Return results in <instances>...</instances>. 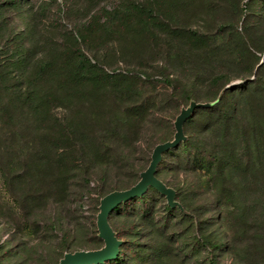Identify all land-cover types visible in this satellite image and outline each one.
Segmentation results:
<instances>
[{
    "label": "rangeland",
    "instance_id": "374dc122",
    "mask_svg": "<svg viewBox=\"0 0 264 264\" xmlns=\"http://www.w3.org/2000/svg\"><path fill=\"white\" fill-rule=\"evenodd\" d=\"M128 1L158 11L150 25L154 40L118 29L101 33L102 42L76 43L104 72L139 78L129 97L109 86L63 93L56 73L26 84L94 16ZM237 6L238 0H0V65L8 64L0 75L1 264H59L65 255L103 248L96 227L101 201L140 183L153 153L182 137L176 124L191 105L214 104L207 101L206 83L219 74L228 76V87L247 85L236 97L246 137L199 121L193 131L226 162L223 169L212 177L180 161L178 147L173 155L161 152L153 177L176 217L166 218L156 198L148 223L108 214L106 224L118 242L160 247L151 264H209V258L212 264H264V26L249 35L244 73L230 44L234 32L249 30ZM254 13L253 21H263L264 12ZM160 73L180 81L188 96L151 83ZM33 93L45 104L29 106L25 97ZM139 104L144 116L125 120L123 110ZM31 227L36 237H27Z\"/></svg>",
    "mask_w": 264,
    "mask_h": 264
},
{
    "label": "trees",
    "instance_id": "16d2710c",
    "mask_svg": "<svg viewBox=\"0 0 264 264\" xmlns=\"http://www.w3.org/2000/svg\"><path fill=\"white\" fill-rule=\"evenodd\" d=\"M237 7L242 17L243 25H248V31L250 33L247 31V33L241 36L234 32L235 35H230V44L236 55L239 67L244 73H247L251 58L248 44H252L249 35L253 29L259 30L261 28L260 25L264 26V19L259 22L253 21L254 17L257 16L254 10L259 9L261 12H264V0H238ZM157 17V10L141 2L128 1L117 4L111 10L103 9L99 16H94L87 26H84L81 33L79 32L74 37L73 42L65 46V49L61 53L51 54L49 61L47 60L46 63L40 66L33 73L31 79L26 81V84L32 86V80L42 81L47 76L56 73L58 76L57 85L63 93L78 96L86 89L98 91L109 86L119 96L129 97L133 93L139 78L132 74L123 75L119 72H104L95 60L93 61L81 53L76 41H80L83 45H89L90 40L96 39L102 42L104 40L101 36L103 37L104 34L101 33L114 35L118 29L128 34L144 36L150 40H154L156 36L153 34L150 25L155 22ZM169 17L170 20L174 21L173 14L170 13ZM250 26H253V28ZM97 33L98 35H96ZM191 37L194 38V44L198 47L203 46L200 38L195 33L192 32ZM7 65V63L0 65L1 76L4 75V70ZM150 81L151 83L161 84L162 86L171 88V90L177 91L185 97L188 96L185 95L186 92L182 88L183 84L178 80L169 78L167 74L160 73L157 75V78L150 77ZM229 83L230 80L226 74H219L208 80L206 83L207 101H215L214 104L210 108L195 107L190 111L189 115L180 125L182 139L175 146L163 151V156L173 155L172 149L178 147L177 149L183 154V157L179 158L175 156L180 161L211 173L212 177L218 175L226 162L218 157L214 151L206 150L203 143L197 138L196 132L193 130L199 121L206 128H215L225 135L232 136L234 130H236V133L246 137L245 132L241 130L237 120L238 99L236 97L247 89V85L236 84L227 87ZM225 87L227 88L224 89ZM25 101L34 109L45 104L42 101L40 93L27 95ZM145 112L146 108L139 104L126 107L122 113L125 120L131 121L141 119ZM196 115H199V117L202 115L204 118L196 120ZM152 189L154 188L148 186L139 196L115 205L110 211L109 216L116 217L124 214H132L142 222L151 221L154 211L151 203L158 198L162 200L161 212L164 213V216L168 218L173 214L176 217V208L171 206L169 202L166 201V203L164 201L166 200L165 194L157 190L154 192ZM24 225L28 227L26 223ZM24 231H29L30 234L27 237H36L37 233L35 228L31 227ZM121 233L122 236H125V233H127L126 235H130L129 231ZM137 235L139 234L135 233V236ZM98 242L100 243V241ZM160 253H162L160 247L155 248L150 244L147 246L130 240L119 241L116 256L102 264H151V260H154ZM209 264H212V258H209Z\"/></svg>",
    "mask_w": 264,
    "mask_h": 264
},
{
    "label": "water",
    "instance_id": "95a60500",
    "mask_svg": "<svg viewBox=\"0 0 264 264\" xmlns=\"http://www.w3.org/2000/svg\"><path fill=\"white\" fill-rule=\"evenodd\" d=\"M228 87V86H227ZM225 87L224 89H226ZM199 105H191L190 110L187 111L186 114L182 115L176 124L177 131L180 136V125L182 121L188 116V112H190L193 108L198 107ZM178 138L176 142L181 140ZM176 142L173 144L164 145L153 153L152 160L143 174L140 183H138L135 187L122 191L115 192L108 196H106L100 203V214L96 220V227L98 236L103 240L104 247L100 250L93 252H80L74 255H65L64 258L59 262V264H102L112 258H114L118 252L119 242L115 240L110 229L106 224V218L112 208L126 200L139 196L148 186L155 188L157 191L167 195L160 184L154 179L153 172L155 163L158 159V154L173 147Z\"/></svg>",
    "mask_w": 264,
    "mask_h": 264
}]
</instances>
